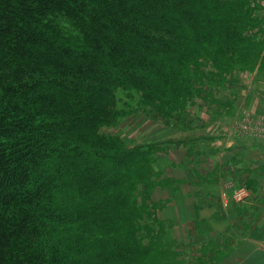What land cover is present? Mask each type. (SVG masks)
I'll return each mask as SVG.
<instances>
[{
    "label": "trees",
    "instance_id": "obj_1",
    "mask_svg": "<svg viewBox=\"0 0 264 264\" xmlns=\"http://www.w3.org/2000/svg\"><path fill=\"white\" fill-rule=\"evenodd\" d=\"M257 2L0 0V264H153L159 145L101 127L119 88L185 110L209 48L221 70L263 67Z\"/></svg>",
    "mask_w": 264,
    "mask_h": 264
},
{
    "label": "rangeland",
    "instance_id": "obj_2",
    "mask_svg": "<svg viewBox=\"0 0 264 264\" xmlns=\"http://www.w3.org/2000/svg\"><path fill=\"white\" fill-rule=\"evenodd\" d=\"M258 1V9L256 13L259 17L258 39L264 42V0ZM212 48L207 49L203 58L198 65L191 67L192 76L201 78L202 81L197 82L200 92L195 93L187 102L185 110L178 112L174 117L164 118L157 114L152 106L142 101V94L135 89H117L118 108L122 111L121 116L112 124L101 127L102 132L115 135L123 139L128 146L144 145L156 143L159 145L155 156L156 161L158 154L164 150L169 139L182 134H192L201 132L214 133L226 129H230L235 133H247L253 136L264 137V118H257L255 121L253 113L243 110V71H252V69L239 68L232 66L221 70L215 65L212 56ZM264 54V43H263ZM264 65V64H263ZM264 67V66H263ZM245 74V73H244ZM199 81V80H198ZM249 114H248V113ZM164 139L161 144L159 140ZM250 143L242 151L245 153L253 147ZM255 153V154H254ZM255 157L251 158L243 169V177L231 178L238 173L239 166L237 163H228L223 170L225 173H232L228 177L227 183H224L225 191L218 197H212L211 191L208 190V183L201 181L203 186L201 192L204 196L194 194L193 189L189 188L190 197L194 198L198 195L202 200L203 206H212L216 208L214 218H224L228 214H235V210L242 202L248 201L251 197H260L264 199V146H259L254 151ZM171 158L177 160L172 153ZM159 160V159H158ZM174 163H176L174 161ZM224 178V173L221 172ZM157 180V176L154 175ZM251 177V178H250ZM227 176H225V179ZM224 179V180H225ZM230 179V180H229ZM250 179H257L256 182L250 184ZM155 180V181H156ZM229 181V182H228ZM159 186L156 181L155 185L147 190L151 192L155 187ZM143 185L138 186L136 195L140 202L143 201L142 189ZM147 203V213L141 221V226L152 223L155 228L151 231L150 236L147 231L141 228V236L144 244L151 241V237L156 245V253L154 254L153 264H196L204 262L206 264H224L225 260L232 254V248L239 243L240 238H219L209 242H202L192 232L183 239L172 238L170 236L172 229L180 226L178 220H160L157 218L155 205L150 201V197L145 201ZM163 205V204H162ZM195 205L180 214L183 220L192 221L189 224V230L196 226L199 211L195 209ZM235 208V209H234ZM234 211V212H233ZM195 218H192V217ZM243 221V220H242ZM180 229V228H179ZM188 230V231H189ZM197 233L199 232L197 228ZM173 235V233H172ZM239 238V239H238ZM253 245L254 257L239 256V259H231L225 264H263L264 263V241Z\"/></svg>",
    "mask_w": 264,
    "mask_h": 264
},
{
    "label": "crops",
    "instance_id": "obj_3",
    "mask_svg": "<svg viewBox=\"0 0 264 264\" xmlns=\"http://www.w3.org/2000/svg\"><path fill=\"white\" fill-rule=\"evenodd\" d=\"M245 109L255 114V121L258 117L264 118V67L243 71V110ZM194 132L169 139L165 142L167 144L165 149L158 154L159 160L155 161L157 176L155 180L159 186L155 187L150 195L154 207L159 205L156 209L157 218L161 221L163 219L179 221L180 226L172 229L170 234L172 238L183 239L191 232L203 243L222 237L223 239L239 237V243L232 248L233 252L225 263L231 259L238 260L241 255L252 258L253 245L257 247L256 243L264 241V199L251 197L239 205L235 214H231L232 212L229 214L227 211L228 215L224 218H214L216 212L214 202L212 206L206 207L197 200H202L199 195L204 196L201 192L203 187L201 181L208 183V190L212 192L210 196L218 197L225 191L224 183H227L228 177L236 170L239 169L238 173L230 179L243 177L245 164L255 157L254 151L259 146H264V137L235 133L230 129L214 133ZM159 141L162 145L166 140ZM250 142L249 147H253L252 150L249 149L244 153L242 150ZM172 153L177 160L171 158ZM228 163H237L239 168L226 174L223 167ZM221 172L227 176L226 179ZM256 181L257 179H250L249 183L253 184ZM189 188L193 189L194 194L195 192L199 194L198 198L187 195ZM194 205L199 211V217L196 226L189 230L192 221H184L180 214H185V211Z\"/></svg>",
    "mask_w": 264,
    "mask_h": 264
}]
</instances>
